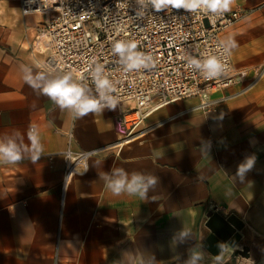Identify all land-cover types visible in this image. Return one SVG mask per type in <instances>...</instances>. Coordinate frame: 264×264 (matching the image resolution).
Here are the masks:
<instances>
[{"label":"crops","instance_id":"obj_1","mask_svg":"<svg viewBox=\"0 0 264 264\" xmlns=\"http://www.w3.org/2000/svg\"><path fill=\"white\" fill-rule=\"evenodd\" d=\"M261 4L234 0L230 11L248 14L220 33L232 69L249 77L264 70ZM45 19L23 15L17 0H0V142L13 140L21 153L15 164L0 163V264H264V73L251 89L245 80L211 94L223 98L212 113L201 112L197 98L159 106L125 142L116 131L119 107L77 117L42 93L59 77L39 67ZM25 69L44 74L39 87L25 82ZM68 146L95 153L61 203ZM249 159L252 167L240 173ZM117 169L156 184L143 198L116 196L107 185ZM209 212L243 224L237 248L245 246L247 258L227 249L221 261L202 246Z\"/></svg>","mask_w":264,"mask_h":264},{"label":"built area","instance_id":"obj_2","mask_svg":"<svg viewBox=\"0 0 264 264\" xmlns=\"http://www.w3.org/2000/svg\"><path fill=\"white\" fill-rule=\"evenodd\" d=\"M17 2L23 15L46 16L40 29L45 58L39 67L44 74L62 76L70 72L75 82L86 86L90 96L98 98L93 72L97 66L103 67V75L115 89L110 95L118 99L116 131L121 141L134 138L143 120L159 106L197 98V108L204 114L212 113L223 98L212 99L211 94L245 80H249L246 89H251L264 73L255 69L249 77L245 70L234 71L230 53L220 39L222 31L247 16L246 10L212 13L169 7L157 12L151 4L143 7L138 0ZM120 40L136 42V50L150 55L154 66L126 71L112 51L113 44ZM209 56L224 66L212 79L189 66L191 60L203 62ZM94 153L74 152L70 146L61 152V203L72 180L86 174L88 159Z\"/></svg>","mask_w":264,"mask_h":264},{"label":"clouds","instance_id":"obj_3","mask_svg":"<svg viewBox=\"0 0 264 264\" xmlns=\"http://www.w3.org/2000/svg\"><path fill=\"white\" fill-rule=\"evenodd\" d=\"M138 3L147 7L151 4L157 12L166 8H175L177 10L184 9L186 11H196L203 9L212 13L230 11L234 0H138ZM231 46L235 47V41H231ZM137 44L134 41L120 40L113 44L112 51L119 56L120 63L124 65L126 71L147 69L154 66L153 58L143 52L137 51ZM190 67L200 69L208 79H212L221 74L224 66L213 56H209L203 62L193 59L189 63ZM24 80L33 88L39 87L37 81L44 80V74L40 73L35 78L30 74V70L25 69ZM80 79H83L81 77ZM93 81L98 92V98L90 96L86 86L73 80L72 74L69 72L62 76L47 80L41 91L48 96L61 109H69L75 113L77 117H82L89 112H98L104 107L114 109L118 103V99L112 95L115 91L112 82L103 75V67L97 66L93 72ZM28 139L31 141L32 148L37 152L42 150L39 143V137L34 128L28 131ZM33 156V159H36ZM21 160V153L16 143L9 139L7 143L0 142V163L15 164ZM253 161L249 159L246 164L240 166L239 171L243 173L246 169L252 167ZM117 177L108 183L114 195L119 196L123 192L129 195L138 194L141 198L145 196L148 187L156 184L155 177H145L139 173H132L131 178L123 169L114 171ZM195 264V258L193 260Z\"/></svg>","mask_w":264,"mask_h":264},{"label":"water","instance_id":"obj_4","mask_svg":"<svg viewBox=\"0 0 264 264\" xmlns=\"http://www.w3.org/2000/svg\"><path fill=\"white\" fill-rule=\"evenodd\" d=\"M205 227L209 230V235L202 242V246L211 254L214 259L221 258L222 255L227 257V249L231 250L230 257L247 258V248H237L241 241V231L243 224L235 217L229 216L224 218L217 213L209 212Z\"/></svg>","mask_w":264,"mask_h":264}]
</instances>
